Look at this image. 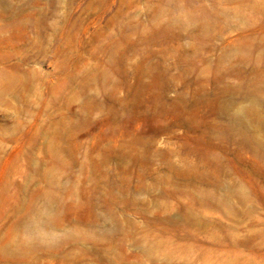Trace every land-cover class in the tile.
Here are the masks:
<instances>
[{
    "label": "rangeland",
    "instance_id": "rangeland-1",
    "mask_svg": "<svg viewBox=\"0 0 264 264\" xmlns=\"http://www.w3.org/2000/svg\"><path fill=\"white\" fill-rule=\"evenodd\" d=\"M0 264H264V0H0Z\"/></svg>",
    "mask_w": 264,
    "mask_h": 264
}]
</instances>
